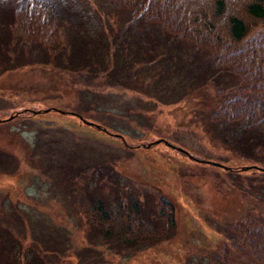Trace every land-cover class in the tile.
Here are the masks:
<instances>
[{
	"label": "rangeland",
	"instance_id": "rangeland-1",
	"mask_svg": "<svg viewBox=\"0 0 264 264\" xmlns=\"http://www.w3.org/2000/svg\"><path fill=\"white\" fill-rule=\"evenodd\" d=\"M24 1L0 0V264H261L229 226L264 221V129L224 138L213 112L236 75L109 0H43L59 38L22 31ZM91 169L105 208L108 171L171 200L166 236L98 230Z\"/></svg>",
	"mask_w": 264,
	"mask_h": 264
},
{
	"label": "trees",
	"instance_id": "trees-1",
	"mask_svg": "<svg viewBox=\"0 0 264 264\" xmlns=\"http://www.w3.org/2000/svg\"><path fill=\"white\" fill-rule=\"evenodd\" d=\"M109 1L132 17L159 23L168 35L205 50L211 65L236 75L243 84L239 87L242 94L226 100L217 95L213 112L221 126L219 136L235 135L234 140L241 132L264 129V0ZM15 10L16 28L26 32L36 31L39 36L45 29H52L59 38L48 3L25 0ZM36 16H46V22L41 25ZM48 18L50 22H47ZM258 148L251 146L250 150ZM93 170L88 171V177L82 180L83 193L80 194L90 200L87 211L91 209L94 213L98 230L101 231L102 227L105 234L138 242L146 237L155 241L166 236L164 234L174 223L171 200L159 193L153 195L140 188L137 190L133 184L123 187L124 183L118 182V176L108 171L111 188L109 184H102L113 191L116 203L113 209L105 208L103 200L93 196L97 187L95 178L90 177ZM95 170L102 172V169ZM147 206L152 207L150 217ZM229 230L248 246L249 254L256 261L264 264V221L251 216L231 224Z\"/></svg>",
	"mask_w": 264,
	"mask_h": 264
},
{
	"label": "water",
	"instance_id": "water-1",
	"mask_svg": "<svg viewBox=\"0 0 264 264\" xmlns=\"http://www.w3.org/2000/svg\"><path fill=\"white\" fill-rule=\"evenodd\" d=\"M82 120H83L84 122H86V123L97 125L96 122H93V121L87 120V119H85V118H82ZM212 162H214V161H212Z\"/></svg>",
	"mask_w": 264,
	"mask_h": 264
},
{
	"label": "bare ground",
	"instance_id": "bare-ground-1",
	"mask_svg": "<svg viewBox=\"0 0 264 264\" xmlns=\"http://www.w3.org/2000/svg\"><path fill=\"white\" fill-rule=\"evenodd\" d=\"M28 43H29V41H28ZM36 46H38V45H36ZM40 46V45H39ZM188 46V45H187ZM45 48V47H44ZM31 49V48H30ZM34 49V48H33ZM33 49H32V51H33ZM31 51V50H30ZM201 52V51H200ZM25 111H27V110H25ZM24 111V112H25ZM29 111V110H28ZM17 113V112H16ZM18 116V115H17ZM20 116V115H19ZM28 116V115H27ZM2 119V118H1ZM8 120V119H7ZM12 120V119H11ZM9 121H10V119H9ZM7 122V121H6ZM101 129V128H100ZM120 135V134H119Z\"/></svg>",
	"mask_w": 264,
	"mask_h": 264
}]
</instances>
